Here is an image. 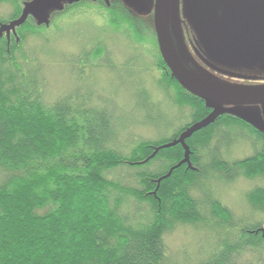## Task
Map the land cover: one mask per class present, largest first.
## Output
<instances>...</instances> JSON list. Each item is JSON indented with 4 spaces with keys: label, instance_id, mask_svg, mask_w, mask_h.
Wrapping results in <instances>:
<instances>
[{
    "label": "trees",
    "instance_id": "1",
    "mask_svg": "<svg viewBox=\"0 0 264 264\" xmlns=\"http://www.w3.org/2000/svg\"><path fill=\"white\" fill-rule=\"evenodd\" d=\"M1 4L12 11L0 18V26L20 17L23 5L18 0ZM93 8L110 14L113 33L141 48L152 40L154 50L147 52L159 73L152 86L189 121L169 138L134 141L123 138L114 116L91 106L79 90L47 102L41 67L25 50L29 37L42 39L39 29L29 17L14 33L3 32L0 264H245L240 258L246 253L264 264V184L244 193L247 218L235 217L221 193L239 180L264 181V132L230 113L218 114L184 140L188 151L182 163L184 146L172 144L212 110L171 77L155 33L143 37L124 9L103 0H79L67 6L64 15ZM180 21L189 68L194 64V70L237 83L240 78L211 68L224 70L202 44V34L181 14ZM107 54L99 44L94 58ZM139 60V54L131 59ZM109 62L106 69L113 70ZM123 66L128 79L149 69ZM137 82L129 79L141 105L159 104L154 105ZM233 148H243L248 155L231 158ZM179 227L206 238L191 256L175 257L165 244V237Z\"/></svg>",
    "mask_w": 264,
    "mask_h": 264
},
{
    "label": "rangeland",
    "instance_id": "2",
    "mask_svg": "<svg viewBox=\"0 0 264 264\" xmlns=\"http://www.w3.org/2000/svg\"><path fill=\"white\" fill-rule=\"evenodd\" d=\"M18 1L23 5L35 0ZM44 1L46 7L43 10L42 21L45 19L48 25L43 22L42 27H39L34 19L29 18L32 25L39 29L42 39L29 37L25 50L28 57L41 67V76L45 83L44 96L47 102H52L59 96L74 94L79 90V95L84 94L88 100H91V106L106 108L107 112L114 116L116 128L121 130L123 138L130 136L134 141L169 138L184 125V122L189 121L188 117H180L178 110L171 108L166 97L154 88L153 82L157 80L159 73L153 68L152 57L147 52V49L154 50L152 40L141 48L119 32L113 33L109 23L111 16L103 10L93 8L78 11L73 15H64L67 0ZM127 1L109 0V5L124 9L137 26V31L143 37L144 35L147 38L151 37V33L154 32L152 15L139 14V8L133 5L132 8L127 6L125 4ZM101 3H97V6ZM60 8L62 9L59 10ZM11 11L9 5L1 4L0 18L7 17ZM99 44L109 52L108 56L103 54L94 58ZM138 54L140 60L131 61ZM108 61L113 70L106 69ZM126 63L140 70L142 66L149 68L148 72H142L140 76L129 79L134 84L138 81L141 87L146 88L154 105L159 103L154 108L141 105L143 102L129 84L128 71L125 70L126 68L124 70L121 68ZM250 75L243 76L244 78L240 79L237 85L249 87L264 84V71L254 73L255 77ZM239 112L242 118L264 132V104L242 106ZM242 149L233 148L229 153L230 157L238 159L248 155V151ZM260 183L264 184V181L250 183L239 180L221 189L222 199L235 217L238 215L249 217L245 213L244 193L254 184ZM205 240L202 233L179 227L165 237V244L169 253L175 257L181 253L191 256L189 252L192 253L203 246ZM256 261L254 256L248 253L240 258V263L245 264H258Z\"/></svg>",
    "mask_w": 264,
    "mask_h": 264
},
{
    "label": "water",
    "instance_id": "3",
    "mask_svg": "<svg viewBox=\"0 0 264 264\" xmlns=\"http://www.w3.org/2000/svg\"><path fill=\"white\" fill-rule=\"evenodd\" d=\"M103 1L109 5V0ZM77 2L79 0H67L66 5ZM125 4L138 7L139 14L152 15L158 51L171 77L212 110L172 144L184 146L185 160L182 163L187 161L188 151L184 140L213 122L218 114L230 113L251 125L242 118L239 108L264 104V86L241 87L203 69L196 67L194 70V64L189 68L180 14L194 32L202 34V44L224 70L211 68L221 75L243 79L240 71H264V0H128ZM45 7L44 0L24 3L17 20L0 26V36L3 32L14 33L15 28L29 17L37 26L43 22L48 25L45 19L42 21Z\"/></svg>",
    "mask_w": 264,
    "mask_h": 264
},
{
    "label": "flooded vegetation",
    "instance_id": "4",
    "mask_svg": "<svg viewBox=\"0 0 264 264\" xmlns=\"http://www.w3.org/2000/svg\"><path fill=\"white\" fill-rule=\"evenodd\" d=\"M260 73V72H259ZM252 77H255V75H252ZM261 82V81H260ZM238 83V82H237ZM261 84V83H260ZM263 84V83H262ZM256 86V85H255ZM262 86H264V84L262 85Z\"/></svg>",
    "mask_w": 264,
    "mask_h": 264
}]
</instances>
